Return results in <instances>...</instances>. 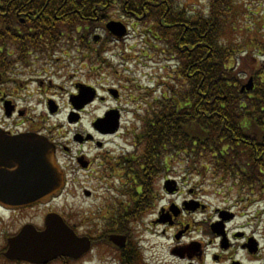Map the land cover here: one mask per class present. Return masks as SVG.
<instances>
[{
  "label": "trees",
  "instance_id": "trees-1",
  "mask_svg": "<svg viewBox=\"0 0 264 264\" xmlns=\"http://www.w3.org/2000/svg\"><path fill=\"white\" fill-rule=\"evenodd\" d=\"M247 1L209 0L206 9L188 11L173 0H0V71L9 77L32 66L35 53L66 42L100 53L95 32L118 6L127 14L134 10L153 23L146 30L150 45L159 48V40L175 63L166 65L160 92L145 91L150 100L135 133L142 144L137 164L154 165V155L162 152L168 166L184 162L188 179L211 174L217 184L231 180L239 190L264 192V36L239 34L242 17L262 28V20L250 14L254 1ZM246 75L254 77V86L242 91ZM144 171L137 172L141 184L145 175L156 176ZM141 208L136 203L130 217H139ZM127 217L119 220L124 230Z\"/></svg>",
  "mask_w": 264,
  "mask_h": 264
},
{
  "label": "flooded vegetation",
  "instance_id": "flooded-vegetation-1",
  "mask_svg": "<svg viewBox=\"0 0 264 264\" xmlns=\"http://www.w3.org/2000/svg\"><path fill=\"white\" fill-rule=\"evenodd\" d=\"M80 56H84V54ZM92 56L94 55L92 54ZM48 61H50L49 55L44 56V53H39L33 58V65L28 67L29 77L35 78L33 90L29 89L30 86L22 85V80H19L22 78L17 80L12 77L7 80L4 78L5 74L0 71V110L3 115L0 118V130L6 136L15 137L32 133L45 137L54 146L57 162L66 175V190L70 189L69 171L75 170V174L82 171L85 175L84 181L90 183L91 178L95 180L99 178L98 174L102 172L107 164V159L110 158L112 165L110 168L113 170L118 168L121 171V174H115V176L124 180L123 189L128 191L126 193L127 207H130V200H133L143 207L142 213L148 210L152 216L151 223L156 227H161L162 232L173 240L170 249V254L173 257L186 259L188 264H264L263 247L253 233H248L243 226L235 225L239 212L234 211L232 207L215 208L208 219L205 217L199 221L204 225L201 231L207 232L210 236L207 246L209 245L213 250L202 246L203 242L198 243L196 242L198 240L193 239L198 235L194 232L196 226L200 225L196 224L197 215L204 214L210 209V205L201 200L197 184L188 188L186 192L183 191L184 185L181 182L176 186L175 191L167 189L166 181L171 177L177 178V176L168 174L178 171L182 166L165 164V156L162 152H157L154 155L156 162L154 165L137 164V157L142 152V144L138 142L135 134L121 133L123 117L130 113L127 108L128 104L132 103L130 96L129 100L127 98L123 101L121 89L116 88L118 94L113 95L112 88H108L92 103L78 109L74 99L82 89L80 84L84 83L96 89L97 84L103 81L102 73L95 66L91 68L92 73L90 74L70 75V78L74 79L67 86L68 80L61 78L60 72L54 71ZM6 86H9V92L6 91ZM101 104H108V106L101 113L93 115L89 128L83 127L82 123L86 113L98 105L99 108H102ZM66 107L69 110L65 118L67 124H63V127L66 128L64 133V131L58 130L56 123H53L52 120ZM6 109L11 110L10 116L7 115ZM113 109L119 111V131L104 133L96 129L94 125L96 119L103 118L109 110ZM125 118L127 119V117ZM70 126L74 127V131ZM120 136L128 142L124 148H121V152L108 149V139ZM141 169L146 172L150 170L156 176L147 177L145 175L141 184L137 180V172H140ZM74 178L73 182H76L77 179ZM82 193L87 198L92 197L94 194L92 185L88 184L85 188L83 186ZM185 195L186 197H184ZM54 198H48L39 204H47ZM3 200L11 201L7 197H4ZM190 200L195 202H187ZM250 201H253L250 196L248 198L247 196H238L235 204L243 212H246L252 206L249 204ZM196 202H200L201 206ZM192 207H195V210L190 209ZM48 210L42 213L40 223H36L41 226L40 228L44 227ZM125 216H128L127 222H129L130 211L125 207L114 209L112 213L114 229L107 231L86 227L94 221L88 218L93 217L92 215H84L80 228L71 223L72 227L79 230L80 235L87 236L92 241L91 250L83 258L92 254L99 255L103 253L101 248L105 247L114 250L115 258L119 263L125 264L130 261H132L130 264L145 263V257L138 251L136 252L140 243L135 244L136 242L133 241L135 230L128 225L125 230L119 227V220L121 218L124 220ZM26 225L35 229V201L22 206H12L0 201V264H35V261L10 259L6 256L10 247L9 241L17 236ZM112 234L125 236V239L120 240L125 245L123 247L115 245L110 240ZM72 262L77 261L60 256L46 264H72Z\"/></svg>",
  "mask_w": 264,
  "mask_h": 264
},
{
  "label": "rangeland",
  "instance_id": "rangeland-1",
  "mask_svg": "<svg viewBox=\"0 0 264 264\" xmlns=\"http://www.w3.org/2000/svg\"><path fill=\"white\" fill-rule=\"evenodd\" d=\"M253 1L255 4L258 3L256 0ZM208 2L209 0H173V3L177 7H187L188 11L206 9ZM259 8L261 9L258 10ZM263 8L264 0H260V7L257 4L251 7L250 14L256 15V17H258L256 19L260 20L259 18L264 16L262 12ZM111 16L114 17L113 20H123L129 28L128 35L122 40L116 41L114 39L115 41L112 40L109 46L105 44L108 52L106 57L113 62L116 74H106L107 76L104 77L105 80L103 81V89L114 86L115 88L122 90L121 93H123V101L127 98L129 100V96L131 98L133 106L127 107L130 113L124 115L122 121L123 131L121 130V133L123 132L122 134H124V131L133 132L135 129L136 131L141 129V122L138 121L137 115L140 117V114L145 112V108L147 107L145 103L150 100V98L145 100L144 94L146 89H157V92H160V88L164 84L166 76L168 75L166 65L172 64V66H175V63L169 59L168 55L162 53L164 44L160 43L159 40H154V46L157 45L159 48H153V46L150 45L151 33L146 32L148 28H153V23L150 20H135L129 17L126 18L117 9L111 13ZM239 26V34H241L243 38L246 35H258V37H261V35L264 34V29L261 27L258 28V25H254L252 18L245 19V17H242ZM255 32L256 34H254ZM99 33L104 36V38L108 37V33L105 29L99 30ZM242 37L237 36L236 40H243ZM263 50L264 49H260L261 53ZM257 52L255 53L258 54ZM244 56H246V54H244L240 59L237 65L238 68H242L244 62L242 59H246V57L243 58ZM248 56L249 55H247V57ZM259 56H261L259 58H261V65L263 66L264 71V55L259 54ZM247 59L248 60L246 61L250 62L251 57L250 60L249 58ZM70 68L74 69L75 67L72 66ZM243 69L248 71L246 68ZM26 71L27 70L23 68L17 69L15 72L19 73V76L11 75L10 77L6 76L4 78L8 80L12 77L17 78L24 76L22 79H19L22 80V85L26 87L30 86L29 89L33 90L35 87V78L25 76ZM244 78L247 82L250 76L246 75ZM6 88V91L9 92V86H6ZM135 99H138V101L133 102ZM101 105L102 108H99L98 105L91 108L90 111L86 113L82 123L83 127L89 128L93 115L101 113L108 106V104ZM68 110L69 109L67 107L64 108L60 114L53 117L52 120L53 123H61L56 124V126L59 131L63 130L64 133L66 132V128L63 127V124H67L65 118ZM2 116V111L0 110V118ZM125 117H127V119ZM60 119L64 121H60ZM61 128L63 129L61 130ZM70 128L74 131L73 126H70ZM126 128H128V130ZM126 144H128V142L125 141L123 137H112L108 139L107 148L119 153L121 152V148H124ZM106 163L107 164L104 166L102 172L98 174L99 178L96 180L91 178L90 183H86L84 181L85 175L82 171L77 174H75V170L69 171V179L71 180L69 183L70 189L66 190L61 197H58L47 204L36 205L35 223L39 224L40 217L43 215L42 213L46 212L48 209H52L62 212L69 219V221L75 224L78 228L81 227L84 215H92L93 217L88 218L93 219L94 221L92 224L86 225V227H94L96 230L102 229L101 231L114 229V226L112 225V213L117 207L121 209L127 207L128 198L126 193L128 191L127 189H123L124 180L122 181L120 178L115 176V174H121V171L118 170V168L115 170L110 168V166H112L110 158L107 159ZM174 164L176 165L177 163ZM179 175L184 178L185 174L180 173ZM74 177L77 179L76 182H73V179H75ZM191 178L194 179H189V182L186 185L183 184V191L186 192L188 188L197 184L201 200L210 205V209L204 214L197 215L196 224L200 225H197L194 231L198 234L193 238L194 240H198L196 242L199 243L201 241L203 242L202 246L206 247L210 240L209 234L201 231L204 225L199 221L205 217L208 219L215 208L228 206L232 207L234 211L236 210L239 212V217L236 220L235 225L243 226L244 230L248 233H253L264 250V199L260 200L259 203H253V205L250 206V209L243 212V210L239 209V207L235 204L237 203L238 193L240 192L235 188L230 189L231 180H229V182L225 185H220L217 184L211 174H192ZM88 184L92 185V189L94 191L93 196L90 198L85 197L82 193L83 186L85 188ZM184 197H186V195ZM255 198V196H252L253 200H255ZM134 204V202L130 201V207L128 208L130 210V214H133L135 211ZM144 210H146V208H144ZM151 218L152 216L149 214L148 210L145 213L140 212L139 217L135 220L131 218V223L136 222L132 226L135 230L132 238L133 241L136 242L135 244L140 243V247L136 248V252L138 251V253L145 257L146 262L143 264H188L186 259L171 256L170 249L173 245V240L168 238L167 235L162 232L161 227L153 225L150 221ZM207 247H209V245ZM101 249H103V253L99 255H89L81 261L72 262V264H122L115 258L113 249L105 247H102ZM209 249L213 250L211 247H209ZM125 264L130 263L127 262Z\"/></svg>",
  "mask_w": 264,
  "mask_h": 264
},
{
  "label": "water",
  "instance_id": "water-1",
  "mask_svg": "<svg viewBox=\"0 0 264 264\" xmlns=\"http://www.w3.org/2000/svg\"><path fill=\"white\" fill-rule=\"evenodd\" d=\"M106 27L120 38L127 33L125 25L120 22L110 21ZM98 39L97 36L95 40ZM253 86V78H250L242 91L251 90ZM93 97L92 90L83 89L77 101L83 106ZM7 115H11V110L7 109ZM113 115L99 119L95 126L106 132H115L118 129V118ZM64 186V174L56 162L54 147L45 138L32 133L9 137L0 130L1 202L12 206L27 205L34 201L38 203L59 192ZM169 190L173 191V187ZM4 197L11 201L6 202ZM118 238L111 235V239L121 245ZM9 245L6 256L10 259L46 263L58 256L79 258L90 249L91 241L87 237L78 236L59 213L52 212L46 216L44 230L27 225L9 241Z\"/></svg>",
  "mask_w": 264,
  "mask_h": 264
}]
</instances>
